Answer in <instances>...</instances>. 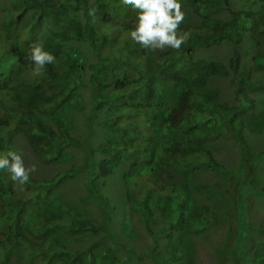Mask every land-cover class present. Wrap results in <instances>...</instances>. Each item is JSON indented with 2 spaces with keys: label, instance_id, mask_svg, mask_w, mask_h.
Instances as JSON below:
<instances>
[{
  "label": "trees",
  "instance_id": "trees-1",
  "mask_svg": "<svg viewBox=\"0 0 264 264\" xmlns=\"http://www.w3.org/2000/svg\"><path fill=\"white\" fill-rule=\"evenodd\" d=\"M181 9L185 16L178 32L186 34L185 42L179 49L154 50L130 38L135 10L122 0H0V155L18 152L15 140L20 137L49 165L62 159L66 147L79 145L62 116L69 104L71 110L80 109L76 91L85 66L73 46L80 41L96 57L89 66L93 110L106 112L101 121L106 140L89 152L107 153L97 163L90 158L85 169L90 193L102 210L99 224L53 196L72 170L51 178L30 173L23 186L0 170V264H115L118 244L110 223L116 208L98 183L122 166L125 203L154 237L146 256L156 264L180 260L184 251L174 233L198 234L217 220L208 206L192 202L194 191L209 196L213 188L193 185L191 179L200 169L225 172L209 145L222 138L233 139L241 150L242 214L246 194L264 196V188L252 181L264 151L254 155L245 137V131L264 135V107L254 97L264 92V78L253 75L264 72V0L244 8L232 0H204L200 6L181 0ZM99 33L105 35L102 44ZM248 36L254 51L246 65L240 46ZM35 42L56 57L39 75L26 60ZM223 43L232 47L228 62L202 55ZM230 77L232 102L202 91L217 78ZM157 213L171 219L165 225L170 232L164 253L157 250L149 222ZM99 232L115 244L100 258L94 254L96 244L74 249L66 242V236ZM247 234L243 223L239 238ZM253 259L264 264V249L256 250Z\"/></svg>",
  "mask_w": 264,
  "mask_h": 264
},
{
  "label": "rangeland",
  "instance_id": "rangeland-1",
  "mask_svg": "<svg viewBox=\"0 0 264 264\" xmlns=\"http://www.w3.org/2000/svg\"><path fill=\"white\" fill-rule=\"evenodd\" d=\"M198 6L204 0H192ZM252 0H232L236 8H244L247 2ZM223 14V13H222ZM228 15L226 14L225 17ZM98 42L105 41L104 33H99ZM82 57L84 71L82 73V85L76 91L77 103L80 109L71 110L66 106L63 118L70 129L73 137L80 142L78 146H68L62 159L54 164H43L33 154L26 142L18 137L15 140L18 153L22 155L25 166H35L31 172L36 177L51 178L63 170H72L71 177L64 181L55 191L60 201L69 206L77 215L85 216L95 223L102 222V210L96 199L91 195L88 188V167L90 158L97 163L107 156L105 151L89 152V149L98 147L106 140L105 129L101 124L105 116L104 110H93L94 101L90 90L89 66L95 62V55L86 42H74ZM242 62L249 65L254 48L250 37H246L240 46ZM232 52L231 45L223 43L220 46L208 48L202 52L204 57L213 60L228 62ZM255 78H264V72H254ZM232 77L217 78L211 86L202 89L209 96H219L228 102L233 101L232 91L234 85ZM258 106L264 107V92L254 95ZM52 125L54 122L52 121ZM245 137L250 150L254 155L264 151V135H257L245 131ZM217 160L225 167V172L217 173L210 170H197L191 179L193 185L205 184L213 188L212 195H202L197 192L192 194L194 204L206 205L217 215L216 222L209 224L198 234L174 233V239L181 245L184 251L180 260H168L165 264H262L253 259L254 252L264 249V233L260 227L264 226V196L258 192L246 194V215H243L239 206V187L241 186V150L231 138H222L209 143ZM124 167L119 168L105 182L99 180L98 186L110 199V203L116 211L112 214L110 230L117 241V260L115 264H156L146 256L152 250L154 237L144 228L140 214L131 210L124 198V183L122 172ZM252 181L257 189L264 188V160L256 165ZM103 183L107 186L103 187ZM122 193V195H121ZM209 220L210 217H208ZM171 219L157 213L149 218L151 229L158 241V251L164 253L167 242L165 228ZM245 223L248 234L245 239L239 238V227ZM164 232L163 235L159 234ZM66 242L74 249L94 246L96 258H100L107 247H114V242L107 238L103 232L97 234L84 233L66 236ZM11 264H17L13 262Z\"/></svg>",
  "mask_w": 264,
  "mask_h": 264
},
{
  "label": "clouds",
  "instance_id": "clouds-1",
  "mask_svg": "<svg viewBox=\"0 0 264 264\" xmlns=\"http://www.w3.org/2000/svg\"><path fill=\"white\" fill-rule=\"evenodd\" d=\"M122 3L135 10V20L128 34L142 48L179 49L185 42L186 34L178 32L185 16L181 0H122ZM89 15H92L91 10ZM26 60L31 62L33 73L39 75L46 64L55 62L56 57L45 50L41 42H35L30 46ZM0 170H5L14 183L23 186L35 166L26 167L20 153L8 151L0 155Z\"/></svg>",
  "mask_w": 264,
  "mask_h": 264
}]
</instances>
